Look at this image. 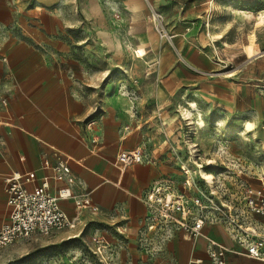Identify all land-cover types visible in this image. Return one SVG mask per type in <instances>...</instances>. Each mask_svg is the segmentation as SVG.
<instances>
[{
    "label": "crops",
    "instance_id": "1",
    "mask_svg": "<svg viewBox=\"0 0 264 264\" xmlns=\"http://www.w3.org/2000/svg\"><path fill=\"white\" fill-rule=\"evenodd\" d=\"M71 1L0 0V228L12 213L3 178L34 171L40 181L52 174L45 161L53 165L63 160L71 169L69 181L53 182L52 190L70 185L74 195L88 197L100 208L92 212L78 208L72 199L62 201L73 220L64 230L94 222V231L116 250L112 264H188L194 259L212 264L210 240L228 249H216L226 264H264L243 254L223 225H206L198 238L177 232L152 257L137 245L148 212L144 191L179 169L168 148L173 144L162 135L165 123L177 122L179 107L192 109L191 103L205 104V113L225 114L224 122L231 115L245 120L240 71L233 77L223 72L224 60L197 26L176 24L168 43L147 28L140 41L156 54V84L145 88L139 99L96 96V90L75 81L67 65L70 46L64 34ZM149 98L158 108L143 122L135 105L138 113ZM136 149L145 151L149 160L124 166L117 159L120 152Z\"/></svg>",
    "mask_w": 264,
    "mask_h": 264
},
{
    "label": "rangeland",
    "instance_id": "2",
    "mask_svg": "<svg viewBox=\"0 0 264 264\" xmlns=\"http://www.w3.org/2000/svg\"><path fill=\"white\" fill-rule=\"evenodd\" d=\"M71 2L70 25L64 34L70 46L71 62L67 65L71 67L75 81L88 90H96V96L112 93L139 99L145 88L157 82L154 74L156 54L145 49L140 35L152 28L160 42L168 43L172 37L170 30L176 24L197 26L199 34L224 60L223 72L233 77L240 71L239 80L246 89V119L231 115L224 122L225 114L205 113L202 110L205 104H201L202 107L197 104L200 115L196 113L187 121L186 114L191 108L185 105V108L179 107L177 122L165 123L166 131L162 135L173 144L168 147L173 151V158L176 160L177 150L181 160L198 172L197 178L203 176V169L230 190L235 191V184L241 181L254 189H262L264 0ZM235 80L238 81V77ZM143 104L138 113L137 105L135 109L144 122L155 116L158 104L151 98ZM200 117L205 121L204 128L196 125ZM247 119L254 122L249 129L245 124ZM168 175L181 177L179 169ZM93 223L70 232L68 229L50 235L34 233L2 249L0 264H112L114 253L111 250H106L104 255L96 252V244L91 238L96 233ZM137 245H140L138 239Z\"/></svg>",
    "mask_w": 264,
    "mask_h": 264
},
{
    "label": "built area",
    "instance_id": "3",
    "mask_svg": "<svg viewBox=\"0 0 264 264\" xmlns=\"http://www.w3.org/2000/svg\"><path fill=\"white\" fill-rule=\"evenodd\" d=\"M175 152L181 177L162 176L154 180L142 195L148 212L138 234L139 248L152 257L177 232L198 238L203 235L206 225H223L243 254L264 263V181L262 189H254L241 181L235 184V191L230 190L215 176L210 181L203 176L197 178L198 172ZM117 159L125 166L148 161L149 156L136 149L120 152ZM44 165L52 169V174L40 181H37L34 171L25 174L14 172L3 178L12 213L9 222L0 228V251L34 233L50 235L70 227L73 220L62 208V201L72 199L78 208H90L92 212L100 210L88 197L74 195L70 185L52 190L53 182L69 181L71 169L65 161L59 160L53 165L45 161ZM92 241L100 255H104L106 250L116 251L99 232L92 236ZM216 249L228 250L210 240L212 264H226ZM188 264H201V260L194 259Z\"/></svg>",
    "mask_w": 264,
    "mask_h": 264
},
{
    "label": "bare ground",
    "instance_id": "4",
    "mask_svg": "<svg viewBox=\"0 0 264 264\" xmlns=\"http://www.w3.org/2000/svg\"><path fill=\"white\" fill-rule=\"evenodd\" d=\"M191 107H192V109L191 110H188L187 111V114H186V116L188 117V118H190L191 119V117H193L194 116V114H196V113H198V115H200V111H199V109H198V106H197V104L196 103H191ZM196 125H197V127L198 128H204L205 127V121L200 117V118H198V120L196 121ZM253 125V123L251 122V121H247V123H246V129H249V128H251V126ZM201 174L204 176V178H206L207 180H211V179H213L214 178V175L212 174V173H208V172H206L205 170H203V169H201Z\"/></svg>",
    "mask_w": 264,
    "mask_h": 264
}]
</instances>
